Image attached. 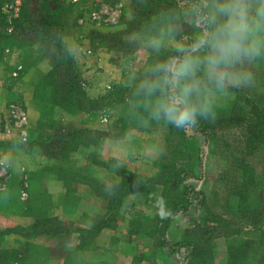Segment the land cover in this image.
<instances>
[{"label": "rangeland", "instance_id": "374dc122", "mask_svg": "<svg viewBox=\"0 0 264 264\" xmlns=\"http://www.w3.org/2000/svg\"><path fill=\"white\" fill-rule=\"evenodd\" d=\"M29 1V21L22 16L24 0L2 1L8 38L0 39V229L13 217L25 226L52 218L47 225L55 231L43 242L12 234L0 244L20 248L23 264H182L181 254L171 256L157 246L163 165L180 135L148 119L133 95L155 55L126 41L137 27L131 24L134 0H48L61 7L33 12L42 0ZM53 49L56 55L50 54ZM263 70L264 65L257 68V86L246 89L257 106L256 94L264 95ZM236 95L233 89L222 97L218 111L229 109ZM239 114L243 118L218 121L217 134L208 140L186 129L201 147L186 161L196 171L193 184L207 196L202 212L217 218L227 215L225 202L239 176L236 159L247 157L256 173L264 174V142L255 152L244 141L253 138L246 134L248 125L257 132L262 122L254 112ZM123 175L140 180L133 192L119 189L124 202L114 217L123 230L113 241L88 245L86 233L76 228L97 223ZM191 223L189 216H177L170 236H182ZM208 223L217 225L212 235L215 264H221L228 237L218 235L223 223L211 216ZM241 226L247 224L236 219L231 227Z\"/></svg>", "mask_w": 264, "mask_h": 264}, {"label": "clouds", "instance_id": "9594fccd", "mask_svg": "<svg viewBox=\"0 0 264 264\" xmlns=\"http://www.w3.org/2000/svg\"><path fill=\"white\" fill-rule=\"evenodd\" d=\"M126 41L155 54L133 93L148 119L196 127L216 119L218 101L233 89L257 86L264 0H174L128 32Z\"/></svg>", "mask_w": 264, "mask_h": 264}, {"label": "trees", "instance_id": "16d2710c", "mask_svg": "<svg viewBox=\"0 0 264 264\" xmlns=\"http://www.w3.org/2000/svg\"><path fill=\"white\" fill-rule=\"evenodd\" d=\"M2 1L0 0V39H7L6 28L2 26L4 24L2 20ZM30 3L29 0H24L22 6V16L27 21L30 20L29 13H27ZM173 3L174 0H134L132 4L134 13L131 24H135L137 25L136 28H139L147 18L156 15L162 9L170 7ZM52 5L48 0H42V3H40L41 8L34 7L32 12L39 11V9H57L61 7V4L57 1L52 2ZM42 19L46 20V17ZM60 53L67 56L63 51H60ZM234 90L237 95L229 109L219 110L214 121H202L198 126L192 128L201 135L206 136L208 140L217 134L218 121H234L243 118L239 114L243 111L252 114L254 112L253 117L261 120V127L257 128L256 132L253 131L255 125H248L246 134L252 135L253 138L248 135L249 137L244 141L246 144L253 146L252 149L257 152L259 146L264 142V95L256 94L258 99L261 100H258L260 105L257 106L254 104L255 98L250 91L246 89ZM167 130L174 134L177 132L180 135V140L174 144L172 151L169 150L168 161L163 165L166 173L161 193L163 212L155 218L156 230L159 233V236H157L158 248L165 250L171 256L181 254L182 264H215L217 244L213 241L214 236L212 233L217 225L208 223L211 216L215 222L218 220L224 225L225 230L219 231L218 235L228 237L226 257L222 259L221 264H264V174L256 173L249 165L247 157L236 159L237 167L235 170L239 176L235 179L233 190H231L233 192L227 198L224 207L230 218L226 217L227 215H218L217 218V215H213V213L204 214L202 209L207 203L206 193L197 189L193 184L191 178L196 177V171L186 161L191 158L193 152L199 151L201 147L197 146L196 136L187 133L186 129L167 126ZM64 138L65 136L62 137V139ZM35 142L37 140L33 141V143ZM139 181L133 175H123L122 180L113 186L114 193H112L111 200L108 202L107 210L100 215L97 223L93 227L91 224L88 228L79 227L76 230L80 234L86 233L85 237L89 238L97 235L104 227H115L117 219L114 216H117L119 207L124 202L122 196L119 195L120 190L122 187L123 190L129 187L127 190L133 192L134 186L140 185ZM192 210L196 215H192ZM199 212H202L201 217H197ZM179 215L189 216L193 227L185 228L182 231V236L172 238L170 236L171 227ZM51 219L43 218L29 226L18 225L4 230L0 229V238L6 234L36 236L42 233H53L55 229L47 225ZM236 219H240V222L247 224L246 229H244V226H241L240 229L232 228L233 220ZM72 232L73 230L68 233ZM23 260L20 248L0 244V264H23ZM78 263L89 264L87 262Z\"/></svg>", "mask_w": 264, "mask_h": 264}, {"label": "crops", "instance_id": "0c3cea01", "mask_svg": "<svg viewBox=\"0 0 264 264\" xmlns=\"http://www.w3.org/2000/svg\"><path fill=\"white\" fill-rule=\"evenodd\" d=\"M21 220L22 219L15 218V217L11 218L10 220L8 219L9 222H5L7 227H5L4 229L10 228V227H15V226H18V225H23L21 223L22 222ZM81 226L84 227V228H88V227H90V224H82ZM121 230H123V227L120 226V225L117 226V228L116 227L115 228L114 227H112V228L111 227H104L101 231H99V233L96 236L89 237L88 240H87V244L89 245L92 242L91 240H96L97 241L99 239H105L107 237H109V239L113 241L114 238H115L113 236L116 234L117 231H121ZM49 234L48 233L37 234L36 238H37V240H39V242H43L45 240V237L49 238L50 235H52V234H50V235ZM6 235H12V234H6ZM88 245H87V248H89ZM118 245H120V243H118ZM118 245H117V247H118ZM9 247H13V246L9 245ZM87 248L83 251L85 257H87V255H88L86 252L90 251Z\"/></svg>", "mask_w": 264, "mask_h": 264}]
</instances>
